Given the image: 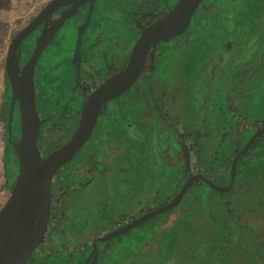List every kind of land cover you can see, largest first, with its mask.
I'll use <instances>...</instances> for the list:
<instances>
[{
	"label": "flooded vegetation",
	"instance_id": "flooded-vegetation-1",
	"mask_svg": "<svg viewBox=\"0 0 264 264\" xmlns=\"http://www.w3.org/2000/svg\"><path fill=\"white\" fill-rule=\"evenodd\" d=\"M179 1L87 0L62 23L39 54L34 72L36 107L43 122L37 143L44 157L70 140L88 96L126 67L142 30ZM71 7L57 8L47 25ZM43 29L44 22L21 42V68ZM32 39L33 44L26 45ZM169 40L151 46L139 78L107 103L90 137L57 170L51 182L46 234L27 264H135L136 255L145 253L143 246L150 242L149 234L160 229L159 224L155 227L154 216L122 231L174 200L190 177L194 179L182 199L167 211L177 213V220L185 224L182 240L191 224L195 231L189 237L211 240L202 256L193 255L195 264L213 263L215 244L232 264H264L260 253L264 232L243 218L245 212L264 211V132L243 152L252 136L264 129V0H203L187 30ZM220 51L226 59L214 56L209 69L205 60ZM181 99L189 117L207 109L211 122L215 114L223 117L219 126L232 122L213 143L208 161L199 152L201 160L191 170L183 148L187 136L171 113V100L184 106ZM237 105L246 112L236 114ZM247 113L258 123L252 132L241 125ZM135 145L141 148L136 160ZM252 171L255 177L258 172L260 180H251L255 200L247 182ZM200 175L225 190L212 188ZM205 190L211 192L208 215L215 218L211 202L216 193L228 216L227 227L211 229L201 220L200 198ZM172 237L176 246L168 250L162 244L159 259L165 255L175 264L187 262L183 250L177 251L179 232Z\"/></svg>",
	"mask_w": 264,
	"mask_h": 264
},
{
	"label": "water",
	"instance_id": "water-1",
	"mask_svg": "<svg viewBox=\"0 0 264 264\" xmlns=\"http://www.w3.org/2000/svg\"><path fill=\"white\" fill-rule=\"evenodd\" d=\"M85 1L87 0H50L38 15L13 36L8 46L5 59V72L11 87L8 137L10 141L12 118L17 104L20 112V139L18 143L13 144L18 158L17 178L6 202L0 207V264L28 263L46 234L51 209V182L57 170L70 161L90 137L97 119L107 107V103L126 92L139 78L151 46L186 31L203 0H180L169 12L146 26L133 46L126 67L106 80L88 96L81 110L78 127L70 140L58 150L44 157L37 143L40 120L34 86L36 63L42 49L53 39L57 29ZM67 4H72V7L54 24L48 26L47 19L50 14ZM42 22H44L43 32L29 61L24 68H20L18 65L20 44ZM262 132L264 129L252 136L243 152ZM237 160L238 158H235L232 164L231 185ZM198 177L214 189L225 190L203 175ZM193 179L194 177H190L186 181L174 200L150 212L122 232L175 206L182 199Z\"/></svg>",
	"mask_w": 264,
	"mask_h": 264
},
{
	"label": "rangeland",
	"instance_id": "rangeland-1",
	"mask_svg": "<svg viewBox=\"0 0 264 264\" xmlns=\"http://www.w3.org/2000/svg\"><path fill=\"white\" fill-rule=\"evenodd\" d=\"M49 0H0V117L2 113V107L5 100V93H6V87H5V59L7 56L8 46L10 44L11 39L13 36L21 29L23 28L36 14L39 9L48 2ZM34 39L28 41L26 43L31 45L33 44ZM223 58L226 59V53L225 52H216L215 55H210L206 60L205 64L209 65V69H212L214 59L212 58ZM216 63V61H215ZM217 67L214 64V68ZM213 68V69H214ZM210 76H213V74H209ZM182 89L185 88V86H181ZM174 96V95H173ZM177 96V95H176ZM177 98H179L177 96ZM182 103H184V106H178L175 100H171L174 107L172 108V115L174 116L175 120L178 122V129L186 134V145H184V151L186 153V159L188 160V170L192 169L193 164L196 162H200V157L198 156V153H201V157L203 158V161H208L209 158V152L211 147H213V143L217 141L223 131L224 128L228 127L230 123L227 122L226 124H223L224 126H219V123L224 122L223 117L219 116L218 114H215L214 122L210 121V110L202 109L199 111V113H195L196 117H189L190 112H188L186 108L185 100L181 99ZM172 105L170 104L169 107ZM107 108V107H106ZM106 108L103 110L105 112ZM236 114L238 112L245 113L244 106H235L234 110ZM245 111V112H244ZM102 112V113H103ZM217 113L223 112L222 110L216 111ZM192 113V112H191ZM183 115L184 118L181 116ZM247 115H244L242 124L247 130L252 132L254 126L256 127L258 123L254 124L252 120ZM191 143L195 145L194 149L189 150L186 149ZM137 150L135 151V160L139 158L138 155H140L141 148H139L135 145ZM6 149V143H5V127L0 120V205L2 206L8 196L10 195V191L15 183L10 187L8 186L7 178L8 176L11 177V173L6 172V168L4 166V154ZM190 151H193L191 154ZM195 151L196 154H195ZM139 152V153H138ZM138 153V154H137ZM195 154V155H194ZM138 158H137V157ZM196 160V161H195ZM251 172V171H248ZM254 171L252 173H248V179L247 182H250L249 188L253 191L249 193V195L252 196V200H255L254 195L256 193L253 190V182L251 183V180H254L256 178L257 181H260L258 178V172L257 176L255 177ZM135 173L133 172V177ZM16 180V179H15ZM261 190V185L257 187V190ZM210 191L203 192L201 194L200 200L203 202V206H207L208 204V195L210 194ZM214 201H218V197H216V193H213ZM259 194L256 196L258 198ZM251 206L255 207V204H250ZM194 206L196 207V203H194ZM184 207H186L184 205ZM240 207V206H239ZM258 214L245 212L244 214L246 216H243V218L246 219V221L249 224H253L254 228L258 232H264V211L260 210ZM178 214H172L168 211H165L159 215H156L152 222L155 223V227L158 225L160 229H158L155 233H150L148 238L150 241L147 245H144V252H140L141 254L136 255L135 264H175L176 262L166 261V256H162L159 259V253L161 250V245L166 244L168 250L171 247H174V239L173 234L175 231L179 232V242L178 247H185L184 241L182 240V231H185V224H182L181 221H178ZM206 218V217H205ZM213 218H206V227H209L211 229H214L213 227ZM186 223V222H185ZM189 226V225H188ZM187 226V227H188ZM181 232V234H180ZM183 243V246L181 245ZM200 243L206 245L208 243V240L204 237H200V239L196 240L197 247H199ZM165 246V247H166ZM176 246V245H175ZM164 247V248H165ZM193 248V247H192ZM216 251V250H214ZM200 253V252H199ZM189 257V256H188ZM33 264V261L31 262ZM181 264H184L182 261Z\"/></svg>",
	"mask_w": 264,
	"mask_h": 264
},
{
	"label": "trees",
	"instance_id": "trees-1",
	"mask_svg": "<svg viewBox=\"0 0 264 264\" xmlns=\"http://www.w3.org/2000/svg\"><path fill=\"white\" fill-rule=\"evenodd\" d=\"M170 41V40H168ZM165 43L167 41H162V43ZM20 58V56H19ZM29 56H26V59H28ZM19 67L21 68V64L18 63ZM4 76H5V87H6V97H5V100H4V103H3V107H2V113H1V117H0V120L2 121L4 127H5V143H6V149H5V154H4V166L6 168V172H7V175H8V172L11 173V177L8 176L7 178V181H8V186L10 187L11 189V186L13 185L15 179L17 178V174H18V158H17V154H16V151H15V148L13 146V144L15 143H18L19 142V139H20V112H19V108H18V105L16 104L15 106V109H14V114H13V118H12V137H11V140L9 141V128H8V120H9V112H10V101H11V87H10V84H9V81H8V78H7V75H6V72L4 71ZM40 123L42 124L43 122L40 121ZM229 168L226 169V174L228 175L229 177V173H230V170ZM228 179L227 180L225 179V183L228 182ZM208 200H209V197H208ZM213 203V207L214 209L217 211L215 213V218L213 216H209L208 215V212H212L210 209H209V201H208V204L207 206H203V202H202V206H201V210H202V217L204 219H201L203 221H206L205 219L207 218H213V227L216 228V229H222L223 227H227L228 225V222H227V214H226V210H224L222 207H220V203L219 201L217 202H211ZM1 207V205H0ZM206 217V218H205ZM221 227V228H220ZM222 231V230H221ZM202 237V236H201ZM197 239H200V238H197ZM183 241H184V244H185V247L184 249H181V248H178L177 251H179V254L181 253V251L183 250V253L184 255L186 256H189L188 259H187V262L185 261L184 263L185 264H195V259L193 257V255H196L198 254V256H202V254H204V249L205 247H208L207 245L205 246L204 244L200 243L199 247L197 248V244H196V247H189L190 245V237L189 235H184V238H183ZM192 242V241H191ZM209 246L211 245V240L208 241L207 243ZM183 245V244H182ZM189 248H191V250H189ZM212 251H211V254H212V261L213 263L211 264H232L231 262L227 261V258H225L223 256V253L222 251H220L219 249V246L217 244H215L213 247ZM261 256H262V260H263V263H264V241H263V244H262V247H261ZM189 250V252H188ZM216 250V251H214ZM125 253L124 250H121V253ZM200 252V253H199ZM122 253V254H123ZM113 261V260H112ZM166 261H171L172 260H166ZM180 261V259L178 260ZM111 262V261H110ZM163 264H166V263H163Z\"/></svg>",
	"mask_w": 264,
	"mask_h": 264
},
{
	"label": "crops",
	"instance_id": "crops-1",
	"mask_svg": "<svg viewBox=\"0 0 264 264\" xmlns=\"http://www.w3.org/2000/svg\"><path fill=\"white\" fill-rule=\"evenodd\" d=\"M192 221H194V219H193ZM188 230H190V231H195V230L192 228V224L188 226ZM190 231L187 232V235H189V236H190V233H189ZM188 233H189V234H188ZM194 237H195V235H194ZM194 237H190V240L192 241V242L190 241L192 247H196V240H197V237H196V238H194ZM197 248H198V247H197Z\"/></svg>",
	"mask_w": 264,
	"mask_h": 264
}]
</instances>
